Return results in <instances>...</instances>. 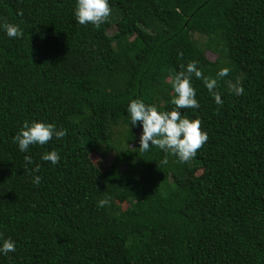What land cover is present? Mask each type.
<instances>
[{
  "label": "trees",
  "instance_id": "trees-1",
  "mask_svg": "<svg viewBox=\"0 0 264 264\" xmlns=\"http://www.w3.org/2000/svg\"><path fill=\"white\" fill-rule=\"evenodd\" d=\"M0 264H264V0H0Z\"/></svg>",
  "mask_w": 264,
  "mask_h": 264
},
{
  "label": "rangeland",
  "instance_id": "rangeland-1",
  "mask_svg": "<svg viewBox=\"0 0 264 264\" xmlns=\"http://www.w3.org/2000/svg\"><path fill=\"white\" fill-rule=\"evenodd\" d=\"M115 33H116V27H112L109 30V35H114ZM205 58L209 61L214 62L218 59V55L207 51L205 54ZM130 147H134V146H130ZM139 153H140V151L136 152L135 157L137 160L139 158ZM90 159L96 168H98L101 172H105L108 169V167L111 165V163L114 159V156H113V154H111L107 158H104L101 155L93 154L90 156ZM122 207H123V209H126L128 206L126 204H123Z\"/></svg>",
  "mask_w": 264,
  "mask_h": 264
}]
</instances>
